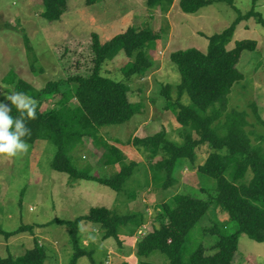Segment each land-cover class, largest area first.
Listing matches in <instances>:
<instances>
[{"label": "rangeland", "instance_id": "obj_1", "mask_svg": "<svg viewBox=\"0 0 264 264\" xmlns=\"http://www.w3.org/2000/svg\"><path fill=\"white\" fill-rule=\"evenodd\" d=\"M178 1L166 15L167 11L163 12L160 7L161 11L157 6L149 9L146 0H100L91 5H86L85 0H67L62 19L48 21L40 16V0H0V91L6 94L13 92L11 82L18 78L40 90L48 82L66 77V70L57 55L65 58L69 54L76 59L89 60L92 32L98 34L101 41L125 31L129 26L162 32V38L152 42L145 50L152 62L145 74H135L127 82L121 68L129 57L123 52L102 65V74L124 80L130 85V101L143 103L142 112L130 120L102 126L98 131L100 138L126 155L127 162L137 164L125 189L117 193L96 181L73 180L67 173L53 170L51 161L56 146L51 140L40 139L28 144L27 152L15 158L0 156V226L6 231L15 230L22 224L34 226L33 233L22 232L8 239L0 235L2 257L22 256L36 238L48 250L45 264H69L73 248L69 242L68 227L51 221L55 218L74 220L88 213L92 207H106L119 214H132L135 218L141 216L142 223L133 233L129 230L134 228L133 223L122 226L120 242H117L113 238L103 240L98 226L89 221L81 222L80 243L92 251V257L82 256L77 264H140L144 259L137 257L136 245L145 233L151 231L158 205L170 200L176 193H186L203 186L197 166L205 161L212 149L205 144L199 145L194 149V162L182 164L178 161L173 172L174 181L164 189V178L154 182L153 175L157 171L152 172L150 168L156 167V163L163 159V150L150 158L149 154H143L129 141L133 137L150 136L161 130L165 131L166 139L178 145L185 142L188 133L197 138L194 131L188 132L165 108L163 87L171 85L170 92L175 98V86L181 81L170 54L190 47L205 51L208 36L220 33L239 13L244 14L250 9L258 16L242 19L227 47L232 48L238 40L253 39L257 43L256 49L243 51L237 67L244 78L234 86L226 112L217 123L221 124L226 113L232 110L244 112L245 131L251 144L260 145L264 150V25L259 21V18L264 21V0H231L232 3L214 0L193 14L182 12ZM170 26L172 34L169 36ZM65 47L67 53H64ZM184 100L189 102L188 95ZM44 107H54L53 100H43ZM104 149L103 145L89 140L71 154L72 163L94 175L111 176L117 168L99 163ZM164 171L161 170V174L164 175ZM206 181L209 185L214 183L213 179ZM131 191L134 192L133 197L130 196L133 194ZM227 217V213L219 207L210 206L186 236L182 257L187 258L200 243L210 248L213 238L203 235V227L212 225L215 219L224 224ZM229 227L230 231H234L235 223L229 222ZM145 260L153 264H169L167 257L157 251ZM234 264H264V242H256L241 234Z\"/></svg>", "mask_w": 264, "mask_h": 264}, {"label": "trees", "instance_id": "obj_2", "mask_svg": "<svg viewBox=\"0 0 264 264\" xmlns=\"http://www.w3.org/2000/svg\"><path fill=\"white\" fill-rule=\"evenodd\" d=\"M97 1L100 0H85V3L91 5ZM213 1L179 0L178 4L182 12L193 14ZM40 2V16L48 21L61 20L67 9V0ZM146 4L150 8L159 6L166 12L172 0H146ZM249 16H258V13L253 9L239 13L223 31L208 36L205 51L190 47L170 54L181 81L175 86V98L170 92L171 85L163 87L165 108L188 132L194 131L197 138H192L188 133L185 142L178 145L166 139L165 131L161 130L150 136L133 137L129 141L143 154H149L150 158L163 150V159L156 163V167L150 168L152 172L157 171L154 175L152 173L154 182L164 178V189L172 185L178 161L182 164L194 162V149L199 145L205 144L212 149L205 161L197 166L201 181H204L203 186L186 193H176L170 200L158 205L151 231L145 233L136 245L137 257L144 259L140 264H153L145 258L156 251L164 254L169 264H234L241 234L256 242H264V150L260 145L251 144L245 131L244 112L232 110L226 113L221 124L217 123L226 112L234 86L244 78L237 67L243 51L256 49L257 43L253 39L238 40L232 48L227 47L238 23ZM259 21L264 25L263 19L259 18ZM90 34L89 60L76 59L69 54L65 58L57 55L66 70V77L50 81L40 90L20 78L11 83L13 92H23L37 102L36 118L28 120L31 135L26 141L33 144L42 139L54 143L56 150L51 161L52 169L67 173L73 180L96 181L118 193L125 189L137 164L127 162L126 155L100 138L98 131L102 126L130 120L142 112L143 103L130 101V85L124 80L102 74V65L123 52L129 57L121 68L126 81L135 74H145L152 65L145 50L152 42L162 38V32L129 26L105 41H101L95 32ZM66 50L65 47L64 53H67ZM185 95H188L189 102L184 100ZM46 99L53 100L54 107L42 108ZM72 99L75 102H71ZM12 115H18L15 109ZM89 140L104 146L99 163L117 168L111 176L94 175L72 163L71 154ZM161 170H165L164 175ZM247 176H250L249 179H246ZM208 178L214 180L212 185L206 183ZM131 193L133 197L134 192ZM210 206L219 207L227 213V220L222 224L215 219L212 225L203 227V235L213 238L212 245L209 248L200 243L187 258H183L181 250L186 236ZM86 221L99 227L103 240L113 238L120 242L122 226L133 223L134 228L129 229L133 233L142 223V218L119 214L106 207H92L88 213L74 220L53 219L52 223L68 227L69 242L73 248L69 264H77V260L85 255L92 257V251L81 245L78 235L80 223ZM229 222L235 223L234 231H230ZM33 228V225L22 224L15 230L6 231L0 226V235L8 239L22 232L33 233ZM47 256L48 250L35 238L32 247L20 257L0 255V264H45Z\"/></svg>", "mask_w": 264, "mask_h": 264}, {"label": "clouds", "instance_id": "obj_3", "mask_svg": "<svg viewBox=\"0 0 264 264\" xmlns=\"http://www.w3.org/2000/svg\"><path fill=\"white\" fill-rule=\"evenodd\" d=\"M0 156L18 157L28 150L27 137L31 130L29 119L37 115V102L23 92L4 93L0 91ZM10 102V103H9ZM13 109L18 113L13 116Z\"/></svg>", "mask_w": 264, "mask_h": 264}, {"label": "crops", "instance_id": "obj_4", "mask_svg": "<svg viewBox=\"0 0 264 264\" xmlns=\"http://www.w3.org/2000/svg\"><path fill=\"white\" fill-rule=\"evenodd\" d=\"M177 3V0H172V4H171V7L167 10V12H166V15H168L170 12H171V10H172V8L175 6V4ZM158 7V9H159V6H157ZM149 9H150V7H148ZM156 7H154V9H155ZM152 9V8H151ZM160 10V9H159ZM161 11V10H160ZM172 34V28H171V26H170V32H169V36Z\"/></svg>", "mask_w": 264, "mask_h": 264}]
</instances>
